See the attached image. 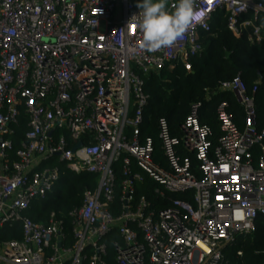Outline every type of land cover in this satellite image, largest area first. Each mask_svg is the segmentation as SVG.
<instances>
[{"label": "built area", "instance_id": "1", "mask_svg": "<svg viewBox=\"0 0 264 264\" xmlns=\"http://www.w3.org/2000/svg\"><path fill=\"white\" fill-rule=\"evenodd\" d=\"M195 7L203 15L194 28L172 47L148 52L139 46L136 0H0V228H22L20 240L0 245V264H109L110 244L116 264H224L225 243L264 216L263 135L240 74L218 92H231L243 107V131L227 101L217 107L216 146L199 104L177 135L162 117L164 165L152 137L142 135L144 76L177 63L191 72V58L204 51L200 31L211 30L214 14L223 13L233 34L252 26L260 39L254 22L262 2L195 0ZM21 116L27 130L15 146ZM255 145L262 151L256 164ZM66 170L97 183L69 212L70 226L54 211L46 223L26 216ZM145 177L158 185L154 199L137 193Z\"/></svg>", "mask_w": 264, "mask_h": 264}, {"label": "trees", "instance_id": "2", "mask_svg": "<svg viewBox=\"0 0 264 264\" xmlns=\"http://www.w3.org/2000/svg\"><path fill=\"white\" fill-rule=\"evenodd\" d=\"M264 3V0H256ZM252 18V14L245 16ZM259 27V41L254 33V27L249 26L241 35L233 34L227 27L223 13L214 14L210 31H200V39L204 46L201 55L191 58L192 71L187 72L181 63L174 67H165L158 73L144 76V90L149 97V103L144 113L142 135L152 137L156 149V160L165 164L160 151L158 137V121L166 118L173 135L179 133L180 124L190 114L191 106L199 104V121L212 130V145L216 146L221 130L217 118V107L222 101L229 104L238 128L246 127V116L243 107L231 92H221L220 87L240 74L248 93L255 104L254 127L257 134H262L264 143V12H261L254 22ZM27 130L26 118L21 116L20 126L15 128L13 136L15 146L24 137ZM254 164L262 156L259 146L251 150ZM194 160V157H193ZM196 163V159L194 161ZM114 169L120 177L122 158L114 164ZM96 178L91 174L73 175L66 170L61 174L60 181L52 192L44 198L35 199L25 215L33 221L46 223L49 214L56 212L67 217L70 226L69 212L81 205L86 189L96 186ZM158 186L145 177V182L138 188V194L145 193L154 199L153 189ZM183 198L184 195H174ZM166 205V204H165ZM112 237H117L115 234ZM22 238L20 223L0 228V245L11 240ZM111 238H109L110 241ZM224 264H264V216L259 215L255 226L249 233L235 236L234 242L222 247ZM109 264H116L114 249L109 246ZM150 264V263H147Z\"/></svg>", "mask_w": 264, "mask_h": 264}, {"label": "clouds", "instance_id": "3", "mask_svg": "<svg viewBox=\"0 0 264 264\" xmlns=\"http://www.w3.org/2000/svg\"><path fill=\"white\" fill-rule=\"evenodd\" d=\"M136 7L139 46L148 52L172 47L203 15L196 9L195 0H176L171 8L168 0H136Z\"/></svg>", "mask_w": 264, "mask_h": 264}, {"label": "water", "instance_id": "4", "mask_svg": "<svg viewBox=\"0 0 264 264\" xmlns=\"http://www.w3.org/2000/svg\"><path fill=\"white\" fill-rule=\"evenodd\" d=\"M81 146V142H78L74 147H73V150H75L76 148L80 147ZM229 243L226 242L224 246L228 245Z\"/></svg>", "mask_w": 264, "mask_h": 264}]
</instances>
